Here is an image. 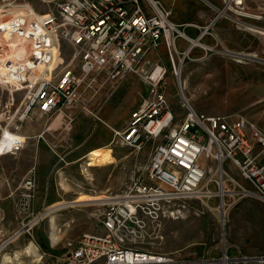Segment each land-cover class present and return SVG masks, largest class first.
<instances>
[{"label": "built area", "instance_id": "1", "mask_svg": "<svg viewBox=\"0 0 264 264\" xmlns=\"http://www.w3.org/2000/svg\"><path fill=\"white\" fill-rule=\"evenodd\" d=\"M16 2L0 3V84L11 93L0 123L1 153L18 154L27 146L29 137L20 133L25 121L39 113L48 119L62 115L67 127L84 88L120 86L131 75L143 76L148 93L127 124L114 130V142L140 151L149 140H160L145 171L134 175L124 190L105 198L103 231L68 238L56 264H239L240 258L227 248L220 249L219 257L211 249L186 259L138 246L150 222L180 217L185 199L210 203L217 199L213 207L224 230L239 202L251 198L264 203V129L240 113L199 111L183 90L186 112L179 119L166 91L167 67L156 63L145 71L150 53L164 46L170 70L177 76L180 63L195 46L214 49L201 42L208 34L217 39L210 26L200 29L196 39L191 37L186 29L195 25L176 22L162 0H60L43 13ZM263 2L221 0L218 17L248 18L255 15L253 4ZM13 6L20 11L17 28L10 22ZM179 39L189 43L183 50ZM65 43L74 49L68 64L62 56ZM18 91L24 96L13 110ZM36 199L37 173L32 167L17 203L21 225L10 238L30 233L45 216L47 208L34 214Z\"/></svg>", "mask_w": 264, "mask_h": 264}, {"label": "rangeland", "instance_id": "2", "mask_svg": "<svg viewBox=\"0 0 264 264\" xmlns=\"http://www.w3.org/2000/svg\"><path fill=\"white\" fill-rule=\"evenodd\" d=\"M59 1L17 0L16 3L26 2L36 12L43 13L54 9ZM162 1L172 9L176 22L195 25L187 27L188 34H198L200 29L210 26L209 32L217 35L218 39V45L210 44L214 49L195 46L189 58L180 63L177 76L170 70L171 61L164 46L153 51L148 58L145 71L150 72L156 63L168 69L166 91L177 117L182 118L186 112L181 95L183 90L199 111L209 114L240 113L264 129V35L248 30L240 22L264 29V2L253 4L254 14L261 16L259 19L251 16L235 20L230 15L218 17L221 0ZM10 11L13 14L10 22L17 28V14L20 11L14 6ZM192 36L196 39V36ZM201 42L204 43V40ZM62 46V56L68 64L74 49L67 43ZM134 77H137L138 84L133 85V93L143 89L142 86L149 88L143 76ZM131 93H127L125 103L116 110L120 115L128 107ZM128 120L127 115L124 125ZM159 141L149 140L140 151L111 142L105 146L108 147L103 153L106 155L97 161L88 160L93 155L90 154L74 166L71 183L76 188L62 195L57 202L47 203L44 208L74 201L81 194L108 196L121 192L134 175L145 171L150 154ZM216 202L217 199L212 203L199 199L183 200L186 208L180 217L150 222L138 246L179 253L186 259L200 257L211 249L213 255L219 257L222 254L220 249L227 248L231 256L240 258L239 264H264V203L251 198L239 202L229 213L224 230L219 223V214L213 207ZM105 209L102 201H84L43 216L30 229V233L0 240V248L3 247L0 249V264L5 254L15 257L18 253L20 260L8 264H56L57 257L65 251L64 243L68 238L103 231L102 214ZM42 210L34 209V214ZM52 217L54 223L50 220ZM249 257L257 259L250 260Z\"/></svg>", "mask_w": 264, "mask_h": 264}, {"label": "crops", "instance_id": "3", "mask_svg": "<svg viewBox=\"0 0 264 264\" xmlns=\"http://www.w3.org/2000/svg\"><path fill=\"white\" fill-rule=\"evenodd\" d=\"M198 34L192 33L196 37ZM189 35L193 37L191 33ZM202 40L207 45H218V40L212 35H205ZM179 41H182L178 42L180 48L188 46L184 39ZM134 76H129L120 86L111 83L104 87L94 84L84 88L83 99L72 109L73 121L67 127V120L62 115L48 119L42 113L23 123L20 133L29 137L27 146L18 154L0 152V240L10 237L20 228L17 203L22 193V182L32 167H36L37 173L34 209L38 211L74 189L71 181L75 164L83 162L93 149L114 142V130L126 125L124 118L130 116L148 93L146 86L133 93V85L138 84ZM128 92H132V98L120 115L116 110L125 103ZM15 96L17 102L13 110L19 106L24 93L18 91ZM10 97L8 89L0 84V123L4 121L6 114L3 110L9 105ZM84 106L89 107L91 112L85 111Z\"/></svg>", "mask_w": 264, "mask_h": 264}, {"label": "bare ground", "instance_id": "4", "mask_svg": "<svg viewBox=\"0 0 264 264\" xmlns=\"http://www.w3.org/2000/svg\"><path fill=\"white\" fill-rule=\"evenodd\" d=\"M252 17L259 19V16H257V15H254ZM240 22L242 24H244L245 28H247L248 30L259 32V33H262L264 35V29L263 28L258 27V26L253 25V24H250V23L242 22L241 20H240ZM195 42H197V41H195ZM107 148L108 147H103V148H100V150H94V152L92 153L93 155L91 157H89L88 160L97 161L100 157H104L106 154H103V153L106 151ZM106 197H107V195L91 196V195H87V194H81L74 201H70L67 203H59V204H56V205L48 208L42 215L48 216L56 210L64 209V208H67L68 206L75 205L77 203H81L84 201H100V202L102 201V203H104ZM50 220H51V222H53L54 221L53 217ZM33 224L34 223H31L30 226H32ZM14 237H16V236H14ZM14 237H13V239H14ZM53 237H54V235H53ZM1 248H3V247H1ZM18 260H20V254L19 253L16 254L15 257L8 255V254H5L2 264L13 263L14 261H18ZM38 260H40V257L38 258Z\"/></svg>", "mask_w": 264, "mask_h": 264}]
</instances>
